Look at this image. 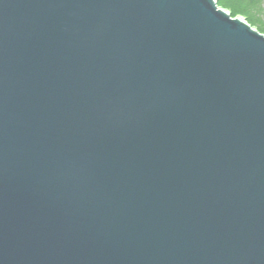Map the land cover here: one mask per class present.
Returning <instances> with one entry per match:
<instances>
[{
	"label": "water",
	"instance_id": "water-1",
	"mask_svg": "<svg viewBox=\"0 0 264 264\" xmlns=\"http://www.w3.org/2000/svg\"><path fill=\"white\" fill-rule=\"evenodd\" d=\"M0 264H264V35L215 0H0Z\"/></svg>",
	"mask_w": 264,
	"mask_h": 264
},
{
	"label": "rangeland",
	"instance_id": "rangeland-1",
	"mask_svg": "<svg viewBox=\"0 0 264 264\" xmlns=\"http://www.w3.org/2000/svg\"><path fill=\"white\" fill-rule=\"evenodd\" d=\"M219 9L232 18L245 20L253 29L264 35V0H215Z\"/></svg>",
	"mask_w": 264,
	"mask_h": 264
}]
</instances>
